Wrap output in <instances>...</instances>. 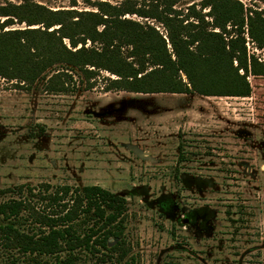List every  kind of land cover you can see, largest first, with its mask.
Segmentation results:
<instances>
[{"label":"rangeland","instance_id":"obj_1","mask_svg":"<svg viewBox=\"0 0 264 264\" xmlns=\"http://www.w3.org/2000/svg\"><path fill=\"white\" fill-rule=\"evenodd\" d=\"M30 1L71 9L70 0ZM130 1H166L186 13L202 0ZM236 1L264 18V0ZM7 2L22 0L0 6ZM73 9L91 10L80 0ZM125 19L166 36L153 20ZM246 48L264 63L248 37ZM70 74L75 90L67 95L47 94L41 81L26 93L0 79V191L99 186L125 199L133 264H264V77L247 78L248 98H207L104 93L105 79L114 78L107 73L90 90L79 72Z\"/></svg>","mask_w":264,"mask_h":264},{"label":"trees","instance_id":"obj_2","mask_svg":"<svg viewBox=\"0 0 264 264\" xmlns=\"http://www.w3.org/2000/svg\"><path fill=\"white\" fill-rule=\"evenodd\" d=\"M80 1L91 10L73 9L77 0L56 11L30 0L0 6V79L26 93L41 81L47 94L67 95L75 90L71 72L88 90L105 72L114 78L105 79L104 93L248 98L247 78L264 77V63L246 48L248 37L264 50L263 14L236 0H202L186 13L166 1ZM127 15L155 21L166 36ZM6 194L13 196L0 202V264L134 263L125 199L99 186L45 183Z\"/></svg>","mask_w":264,"mask_h":264}]
</instances>
